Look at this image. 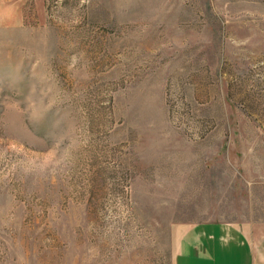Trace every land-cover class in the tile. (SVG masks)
Wrapping results in <instances>:
<instances>
[{
	"label": "rangeland",
	"instance_id": "rangeland-1",
	"mask_svg": "<svg viewBox=\"0 0 264 264\" xmlns=\"http://www.w3.org/2000/svg\"><path fill=\"white\" fill-rule=\"evenodd\" d=\"M210 222L264 242V0H0V264H178Z\"/></svg>",
	"mask_w": 264,
	"mask_h": 264
},
{
	"label": "crops",
	"instance_id": "crops-1",
	"mask_svg": "<svg viewBox=\"0 0 264 264\" xmlns=\"http://www.w3.org/2000/svg\"><path fill=\"white\" fill-rule=\"evenodd\" d=\"M177 257L178 264H264V242L238 224H195L180 237Z\"/></svg>",
	"mask_w": 264,
	"mask_h": 264
}]
</instances>
